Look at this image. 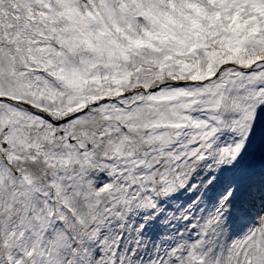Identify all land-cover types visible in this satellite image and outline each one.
Segmentation results:
<instances>
[{
  "label": "snow or ice",
  "instance_id": "1",
  "mask_svg": "<svg viewBox=\"0 0 264 264\" xmlns=\"http://www.w3.org/2000/svg\"><path fill=\"white\" fill-rule=\"evenodd\" d=\"M0 264H264V0H0Z\"/></svg>",
  "mask_w": 264,
  "mask_h": 264
}]
</instances>
